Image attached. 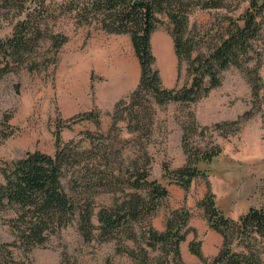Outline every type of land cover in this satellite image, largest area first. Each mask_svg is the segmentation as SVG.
<instances>
[{
    "label": "rangeland",
    "instance_id": "374dc122",
    "mask_svg": "<svg viewBox=\"0 0 264 264\" xmlns=\"http://www.w3.org/2000/svg\"><path fill=\"white\" fill-rule=\"evenodd\" d=\"M185 3L186 36L196 41L197 51H207L225 34L229 19L240 17L250 1L185 0ZM47 4L50 12H54L48 21L51 33L64 34L69 40L56 47L51 38L43 39L27 55V63L15 66L0 78V169L6 161L21 158L28 151L54 154L58 131L63 142H73L76 149H89L92 145L85 132L91 131L95 135V151L98 152L99 147L103 152L111 151V162H123L124 165L130 161L146 162L147 159L152 162V177L167 184L170 190L169 197L152 217V225L164 230L172 210L190 209L192 216L188 225L196 233L191 231L183 246L185 254L186 247L190 254V258L186 254L185 261L187 264H210L222 248L224 238L215 230L209 233L207 228L204 229L208 221L197 203L207 192H214V182L220 183L221 189H225L227 182L234 188V199L230 201L226 197L228 204L227 199L224 203L228 213H244L251 206H264V103L251 117L241 118L238 130L237 126L215 127L216 123L234 121L246 112H252L254 97L245 72L235 66L223 71L222 84L196 102L160 105L154 97L147 95L145 103L151 111L142 120L141 129L131 130L127 127L128 120L114 125L116 104H120L119 109H124L132 103L130 97L141 77L140 62L130 33L106 31L92 14L88 17L92 22H87L88 14L69 11L68 0L48 1ZM45 11L46 8L41 9V12ZM13 14L11 11L6 15L9 19L3 21L0 37L11 34L9 24L15 18ZM157 16L160 22L151 41L156 65L165 87H181L191 80L188 62L180 61L176 55L174 38L170 34L173 28L170 17L165 13ZM160 41L171 51L169 63L161 54ZM252 56L254 60L250 65H258L264 80V17ZM34 61L39 66L30 70V62ZM87 112H93L95 117L97 114V119L78 118ZM191 115L200 125L210 127L203 136L192 135L191 140L202 145L211 140L222 147V153L213 163L201 165L209 170L210 176L196 178L185 189L162 178V165L165 162L176 168L186 162L182 138L184 125L192 121ZM135 122L131 126H135ZM198 131L200 134L201 130ZM70 180V173L63 178L68 191ZM109 196L113 195L102 194L96 201L99 205H107L111 200ZM12 214L11 210L0 211V246L16 241L9 222ZM193 240L202 241L206 263L189 250ZM124 244L136 248L132 240H126ZM22 247L10 245L9 249L16 260L26 264H137L128 254L116 252L117 240L102 241L95 237L86 241L76 222L51 235L45 244L30 252ZM151 255L156 256L157 252L153 251ZM4 256L0 250L2 262H6Z\"/></svg>",
    "mask_w": 264,
    "mask_h": 264
},
{
    "label": "trees",
    "instance_id": "16d2710c",
    "mask_svg": "<svg viewBox=\"0 0 264 264\" xmlns=\"http://www.w3.org/2000/svg\"><path fill=\"white\" fill-rule=\"evenodd\" d=\"M54 0H0V29L6 15L14 11L10 21L11 34L0 37V78L21 63L44 39L51 38L59 47L69 38L51 33L49 4ZM70 12L93 15L109 32L130 33L135 53L141 66V77L130 97L132 103L124 109L116 104L114 125L127 121L131 130L141 129L142 120L151 107L145 97H154L160 105L169 102H196L222 84V73L232 66L245 72L252 87L253 108L237 120L216 123L215 127L237 126L241 118L247 119L261 109L264 103V80L258 65L251 66L255 41L262 31L264 0H249L246 11L238 18H230L225 34L207 51H197V43L186 36L188 15L185 0H68ZM46 8L47 11L41 12ZM167 14L172 23L175 52L180 61L188 62L190 82L181 87L164 86L152 51V35L160 22L157 14ZM91 16V17H93ZM53 45V44H52ZM53 45V46H54ZM58 49L55 50L57 53ZM30 70L39 63L30 62ZM128 111V112H127ZM125 113H127L125 115ZM153 113V112H152ZM129 117H128V116ZM97 117V114H96ZM93 112L82 113L80 119H97ZM192 121L184 125L183 148L186 162L176 168L163 163V179L183 188H189L198 178L210 176L202 164H211L222 153V147L211 141L202 145L191 140L192 135H204L209 126H202L191 115ZM137 123L131 126V123ZM99 124V123H98ZM198 130L200 131V134ZM91 148L76 149L73 142H63L57 132L54 154L41 150L28 151L21 158L6 161L0 174V211L11 210L10 225L16 241L0 246L5 254L0 264H26L16 260L10 245L23 246L30 252L45 244L51 235L58 234L74 222L84 239L98 237L102 241L117 240L118 253H126L137 264H187L182 254V243L194 231L188 224L192 212L186 207L172 210L166 218L164 230L156 229L151 219L170 195L168 185L152 177V162H111L112 152L99 147L95 151V135L85 132ZM102 144L98 143V146ZM106 149L107 146L103 145ZM105 161V162H102ZM71 174V189L66 190L63 178ZM113 195L110 203L99 205L96 199ZM120 194V196H119ZM208 225L220 233L223 246L210 264H264V206H251L238 218L230 216L212 191L198 201ZM196 233V232H195ZM132 240L136 248L124 244ZM189 250L203 262L207 258L202 241L193 240ZM157 255L152 256L151 252Z\"/></svg>",
    "mask_w": 264,
    "mask_h": 264
},
{
    "label": "crops",
    "instance_id": "0c3cea01",
    "mask_svg": "<svg viewBox=\"0 0 264 264\" xmlns=\"http://www.w3.org/2000/svg\"><path fill=\"white\" fill-rule=\"evenodd\" d=\"M212 183H213V181H212ZM216 184V185H215ZM233 189L234 188H231V186H230V184L227 182L226 184H225V189H221V187H220V183H216V182H214V184H213V191L215 192V194H217V196H218V198H219V200H220V203L222 204V206H223V208L225 209V211L228 213V209H227V207H225V199H227V198H229L230 199V201H232L233 199H234V196H232L233 195V193L235 192V191H233ZM225 197V198H224ZM227 197V198H226ZM227 204H228V199H227ZM237 210H238V208H237ZM228 214H230V216H232V217H234V218H238L242 213H239V212H237L236 214H232V213H228ZM193 225V224H192ZM195 226V225H194ZM196 227V226H195ZM205 228L204 229H206L207 228V230L208 231H210L209 233H211V232H215L214 230H212L211 228H209V225L208 224H206L205 226H204ZM197 228V227H196ZM209 228V229H208ZM187 241V240H186ZM186 241H184L183 243H182V246H181V248H182V254H184L183 255V257H184V259H185V256H187L188 255V258H190V254H187V253H189L188 252V247H186L185 249H186V254H185V250H183L184 248H183V246H184V244H186ZM220 242H221V240H220ZM205 251V250H204ZM203 251V252H204ZM205 253V252H204ZM205 255V254H204ZM193 258H195L194 256H192Z\"/></svg>",
    "mask_w": 264,
    "mask_h": 264
},
{
    "label": "bare ground",
    "instance_id": "6f19581e",
    "mask_svg": "<svg viewBox=\"0 0 264 264\" xmlns=\"http://www.w3.org/2000/svg\"><path fill=\"white\" fill-rule=\"evenodd\" d=\"M160 51L162 56L164 57L165 61H167L166 63H169V61H172V57H171V51L168 48V45L166 46V43H164L163 41H160Z\"/></svg>",
    "mask_w": 264,
    "mask_h": 264
}]
</instances>
